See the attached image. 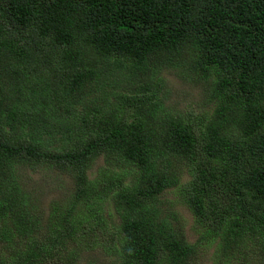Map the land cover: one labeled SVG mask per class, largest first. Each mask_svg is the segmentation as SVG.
<instances>
[{
    "label": "trees",
    "instance_id": "obj_1",
    "mask_svg": "<svg viewBox=\"0 0 264 264\" xmlns=\"http://www.w3.org/2000/svg\"><path fill=\"white\" fill-rule=\"evenodd\" d=\"M167 68L206 110L163 109ZM25 169L71 189L42 212ZM213 244V264H264V0H0V264H197Z\"/></svg>",
    "mask_w": 264,
    "mask_h": 264
},
{
    "label": "rangeland",
    "instance_id": "obj_2",
    "mask_svg": "<svg viewBox=\"0 0 264 264\" xmlns=\"http://www.w3.org/2000/svg\"><path fill=\"white\" fill-rule=\"evenodd\" d=\"M160 77L164 79L161 100L165 111L185 115L187 112L196 114L207 109L203 102L205 92L202 88L203 84L193 82L189 77H183L176 69L171 68L163 69ZM101 164L102 159H97L88 173L93 174L97 166ZM20 178L24 181L25 186L23 188L26 190L33 189V187L38 189L40 186V198L38 199L40 200L39 207L42 212L46 211L47 203L50 200H62L71 189L68 177L59 175L57 172L51 173L48 170H44V172L38 170L32 173L25 169L22 171ZM162 197L167 202L173 199V195L169 191H166ZM175 210L177 216L180 217L182 231L185 232L188 242L193 243L196 235L190 231L192 225L190 213L180 205H176ZM213 247L214 244L203 254H200L199 261H196L197 264H213L216 255ZM77 260L79 261L77 264H110L112 262L111 257L102 254L98 249L83 251V253L77 255Z\"/></svg>",
    "mask_w": 264,
    "mask_h": 264
}]
</instances>
